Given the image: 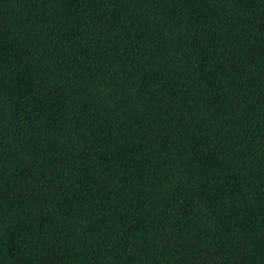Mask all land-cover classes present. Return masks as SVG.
Segmentation results:
<instances>
[{
  "label": "trees",
  "instance_id": "trees-1",
  "mask_svg": "<svg viewBox=\"0 0 264 264\" xmlns=\"http://www.w3.org/2000/svg\"><path fill=\"white\" fill-rule=\"evenodd\" d=\"M0 264H264V0H0Z\"/></svg>",
  "mask_w": 264,
  "mask_h": 264
}]
</instances>
